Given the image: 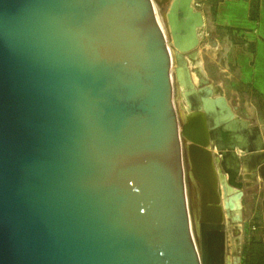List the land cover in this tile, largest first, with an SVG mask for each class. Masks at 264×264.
<instances>
[{
    "label": "water",
    "instance_id": "obj_1",
    "mask_svg": "<svg viewBox=\"0 0 264 264\" xmlns=\"http://www.w3.org/2000/svg\"><path fill=\"white\" fill-rule=\"evenodd\" d=\"M194 1L170 0L172 67L153 0H0V264H227L219 181L264 189V136L193 80Z\"/></svg>",
    "mask_w": 264,
    "mask_h": 264
},
{
    "label": "rangeland",
    "instance_id": "obj_2",
    "mask_svg": "<svg viewBox=\"0 0 264 264\" xmlns=\"http://www.w3.org/2000/svg\"><path fill=\"white\" fill-rule=\"evenodd\" d=\"M169 3L170 0H153L154 7L165 27L166 41L171 50L172 67H174L175 60L171 47L172 37L166 17ZM193 4L196 9H201L203 12L205 24L198 29L199 44L187 55L190 70H192V65L189 62V58L194 53L191 58L194 61H202L209 81L215 84H217V81H219L218 84L222 81L225 86L223 92L229 103L238 107L235 109V113L250 119L255 124L257 123L264 135V99L255 93L251 94L250 90L245 87V82L238 70L240 65L237 62L239 60L241 63H246L247 66L261 65L264 71V0H260L259 16L256 19H251L249 15L250 0H196ZM205 34L217 39L216 43L213 44L204 39L206 37L204 36ZM244 41H248V43L242 45ZM250 43H253L255 47L258 45L257 54L253 55L247 50ZM226 50H229V56L236 54L238 60L234 61L230 57L227 59L225 57ZM226 65L227 70L223 72L221 66L225 67ZM172 83L173 108L177 118H179L178 115L180 114L183 99L174 71H172ZM233 94L236 95L235 99ZM186 145L187 141L182 137L183 161H185L183 168L188 173L189 160ZM234 188L242 191V218L236 223L233 221L228 222L225 217L226 258L229 257L233 264H235V258H237V264H250L249 259L252 255L253 247L260 245V258L264 263L263 182L259 179V181L248 188ZM185 189L190 218L194 219L192 208L193 186L192 180L188 176L185 178ZM194 240L199 249V236H196Z\"/></svg>",
    "mask_w": 264,
    "mask_h": 264
},
{
    "label": "bare ground",
    "instance_id": "obj_3",
    "mask_svg": "<svg viewBox=\"0 0 264 264\" xmlns=\"http://www.w3.org/2000/svg\"><path fill=\"white\" fill-rule=\"evenodd\" d=\"M191 56H194V53H192ZM191 56L189 58V62L192 65L191 72H192L193 80L197 83H200L201 77L203 80H207L208 77L202 65V61L201 60L194 61L191 58ZM178 117H179L178 118L179 123H181V121L182 122L185 121L186 109H185L184 103H181V110H180V114L178 115ZM184 162L185 161H183V163ZM187 176L191 178L192 186H193L195 183V179L190 170V162H189L188 173L187 171L184 170V177L187 178ZM219 182L222 188V204L224 207V213H225L226 220L228 222L233 221V222L238 223L242 218V205H241L242 191L227 184L225 178H220ZM187 202H188V198H187ZM190 222H191V230H192L193 238L196 239V236H199L198 220L194 216V219L190 218ZM226 261H227V264H233V261L229 257L226 258ZM234 263L237 264V258H235Z\"/></svg>",
    "mask_w": 264,
    "mask_h": 264
},
{
    "label": "crops",
    "instance_id": "obj_4",
    "mask_svg": "<svg viewBox=\"0 0 264 264\" xmlns=\"http://www.w3.org/2000/svg\"><path fill=\"white\" fill-rule=\"evenodd\" d=\"M248 43V41H244L242 45ZM258 45L255 47L253 45V43H250V45L248 46V49L251 54H257L258 53ZM229 50L225 51V57L228 59L233 58L234 61L238 60L237 55H233V56H229L228 54ZM247 58V56H246ZM245 58V59H246ZM240 65V67L238 68L242 79L245 82V87H247L248 90H250V93H255L256 95H258L259 97H262V99H264V71H263V67L261 65H255V66H247L246 63H241L239 60L237 61ZM227 65L221 66V70L223 72H225ZM216 83H219V81H217ZM223 90L225 89V86L223 85L222 81L220 82ZM255 87V89H254ZM264 101V100H263ZM257 124V123H256ZM258 125V124H257Z\"/></svg>",
    "mask_w": 264,
    "mask_h": 264
},
{
    "label": "flooded vegetation",
    "instance_id": "obj_5",
    "mask_svg": "<svg viewBox=\"0 0 264 264\" xmlns=\"http://www.w3.org/2000/svg\"><path fill=\"white\" fill-rule=\"evenodd\" d=\"M204 36H206V34L204 35ZM204 39H207L208 41H210L211 43H213V44H215L216 43V40L217 39H214V37H212V36H210V35H208V36H206V37H204ZM233 98L235 99L236 98V95L235 94H233ZM234 102V101H233ZM231 106L233 107V109H234V111H235V109H237L238 107L237 106H233L232 104H231ZM253 124H255L254 122H252ZM262 131V130H261ZM263 133V132H262ZM264 136V135H263ZM214 149V148H213ZM214 155H217V151L215 150V152H214ZM223 170V169H222ZM240 172H242V170H240ZM222 174L224 175V177H225V180H227L228 179V175H227V173L223 170V172H222ZM252 174V172L251 171H243L242 172V176L241 177H239V176H235V179H234V182L233 183H230V182H227V184H229L230 186H232V187H237V188H240V189H242V188H248V187H250V186H252L253 184H254V182H253V180H252V178H251V175ZM247 176V177H246ZM221 191V190H220ZM260 246V245H259Z\"/></svg>",
    "mask_w": 264,
    "mask_h": 264
},
{
    "label": "trees",
    "instance_id": "obj_6",
    "mask_svg": "<svg viewBox=\"0 0 264 264\" xmlns=\"http://www.w3.org/2000/svg\"><path fill=\"white\" fill-rule=\"evenodd\" d=\"M259 3L260 0H250L249 15L251 19H256L259 16ZM261 247H253L252 255L250 257V264H264L260 258Z\"/></svg>",
    "mask_w": 264,
    "mask_h": 264
}]
</instances>
